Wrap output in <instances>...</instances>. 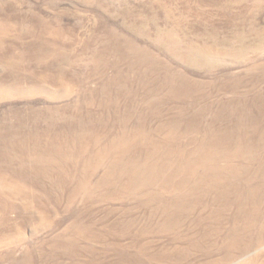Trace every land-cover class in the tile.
<instances>
[{"label":"rangeland","instance_id":"rangeland-1","mask_svg":"<svg viewBox=\"0 0 264 264\" xmlns=\"http://www.w3.org/2000/svg\"><path fill=\"white\" fill-rule=\"evenodd\" d=\"M244 192L264 0H0V264H207L191 239Z\"/></svg>","mask_w":264,"mask_h":264},{"label":"bare ground","instance_id":"bare-ground-1","mask_svg":"<svg viewBox=\"0 0 264 264\" xmlns=\"http://www.w3.org/2000/svg\"><path fill=\"white\" fill-rule=\"evenodd\" d=\"M245 157H246L245 160L251 162L252 156L248 157V155H247ZM205 160L207 162H209V161H211V158L209 157L208 159H205ZM211 165H213V164H211ZM231 171H232V173L235 172L233 168H231ZM193 189H195V188L193 187ZM185 191H187V190H185ZM210 192H212V191H210ZM248 193H250V191ZM244 195H245V192L243 195H241L242 197H237V199H236L237 202L241 201V204H239V205L236 204L237 215L234 217L230 216V217H232L231 218L232 222L229 221V223H224L222 221L219 222L220 220H216L214 224L210 223V225H208V223H207V226L203 225L204 226L203 228L207 229V230H205L199 238L202 240L198 241L199 239H196V238L191 239V240H196L193 243L196 246L202 248V250H205V253L207 255H210V256L216 255L217 256L216 259H214V260L211 259L212 261L210 263H207V264H264V251H263L264 250V200L263 201L257 200L256 202H249V201H245ZM184 197H186V196H184ZM186 199H187V197H186ZM173 200H175V199H173ZM231 201H230V199L228 201V199L219 198V199L215 200L214 203L228 207V206H230L229 203H231ZM189 204H190V206L186 207L187 212H184L181 214L187 213L188 216L194 214V212L197 209L198 204H194V203H189ZM183 205L185 206V204H183ZM212 205H213V203L207 204L204 207V209L207 211H210V218L211 217L217 218V217H219V212L217 209L218 205H216L215 207H213ZM180 209H185V208H180ZM180 217H181V215H180ZM184 217L187 218L186 215ZM181 219H182V217H181ZM217 219H219V218H217ZM164 225L167 229H170V228H173V226L177 225V224H176V222L166 220V222L164 221ZM179 225L182 227V224L179 223ZM185 240H186V238H185ZM180 242H182V241H180ZM183 242H185V241H183ZM250 251H253L257 254L251 256L248 254V253H250ZM177 253L178 254H186V252L183 251L182 249L179 251L177 249Z\"/></svg>","mask_w":264,"mask_h":264}]
</instances>
